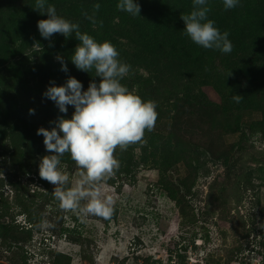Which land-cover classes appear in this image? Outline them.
<instances>
[{
  "label": "rangeland",
  "instance_id": "obj_1",
  "mask_svg": "<svg viewBox=\"0 0 264 264\" xmlns=\"http://www.w3.org/2000/svg\"><path fill=\"white\" fill-rule=\"evenodd\" d=\"M135 2L137 17L119 11L118 0H48L82 32L112 42L132 67L122 83L157 102L147 143L117 149L121 166L101 186L116 200L113 216L82 220L59 208L39 176L49 153L37 129L74 111L43 96L50 82L72 76L87 90L100 78L72 63L74 34L40 35L47 14L35 0H0V264H264V0L228 10L208 0L209 18L238 34L229 35V54L184 34L192 0ZM96 3L95 16L112 11L93 24L83 13ZM62 167L74 183L79 170L68 154ZM45 219L54 227H42Z\"/></svg>",
  "mask_w": 264,
  "mask_h": 264
},
{
  "label": "clouds",
  "instance_id": "obj_2",
  "mask_svg": "<svg viewBox=\"0 0 264 264\" xmlns=\"http://www.w3.org/2000/svg\"><path fill=\"white\" fill-rule=\"evenodd\" d=\"M222 3L228 10L236 8L240 0H222ZM32 7L47 14V18L37 22L40 35L50 40L55 34H61L65 39L74 34L80 43L71 54L72 63L78 70L100 78L98 82L90 81L87 90H83L82 83L69 76L65 84L50 82L44 91L43 96L53 101L61 113L66 114L68 106L74 111L71 118L58 117L51 129H37V135L43 136V144L49 153L41 157L39 176L53 185V196L62 211L77 214L82 220L88 216L109 220L114 214L116 200L105 195L101 186L113 178L121 166L115 156L117 149L124 152L132 145L147 143L145 134L155 130L158 119L157 102L142 99L135 90L122 83L132 72V67L120 59L112 42L97 41L82 32L79 23L58 15L48 0H35ZM92 7V15L87 12L83 15L96 24L95 12L101 5L96 3ZM116 8L133 17L140 16V5L135 0H118ZM210 11L208 0H192L190 11L181 15L184 34L204 49L229 54L233 50L229 32H221L215 26V21L209 18ZM99 23L102 26V21ZM56 59L61 64V71L68 72L64 58L58 54ZM232 98L239 103L243 96L235 94ZM29 112L34 114V109ZM65 154L79 170L74 183L62 167ZM41 226L54 227L46 219Z\"/></svg>",
  "mask_w": 264,
  "mask_h": 264
},
{
  "label": "trees",
  "instance_id": "obj_3",
  "mask_svg": "<svg viewBox=\"0 0 264 264\" xmlns=\"http://www.w3.org/2000/svg\"><path fill=\"white\" fill-rule=\"evenodd\" d=\"M264 8V7H263ZM105 9L106 8H102V12H101V15H96L95 16V19H96V21L100 18V17H102V16H104V15H106V14H108V13H111V11L112 10H109L108 12H106L105 13ZM105 13V14H104ZM118 15H120L121 16V14H118ZM182 23H183V20L181 19L180 20ZM238 23V20H236V24ZM262 23H264V21H262ZM234 24H232V23H230V22H227V20L225 21V20H219V21H216L215 22V26L221 31V32H223V31H225V30H227L228 32H229V35H230V37L233 39L234 38V35H238L237 33H235V30H232L231 29V27L233 26ZM260 27L261 28H264V25L263 24H261L260 25ZM254 63H258V64H262L263 62H260V61H258V60H256V62H254ZM182 64L183 65H186L187 66V62H186V60H184L183 62H182ZM263 69V67L262 68H260V69H258V71L259 70H262ZM131 164H127L124 168H122V171H125V172H128V171H130L129 169L131 168ZM53 229V228H52ZM54 231V230H53ZM71 231V229L69 228H59L58 229V233L59 234H63V235H65L66 233H69ZM66 236V235H65Z\"/></svg>",
  "mask_w": 264,
  "mask_h": 264
}]
</instances>
